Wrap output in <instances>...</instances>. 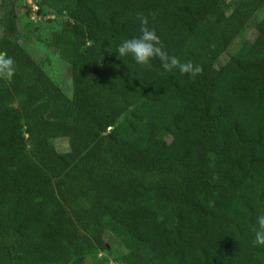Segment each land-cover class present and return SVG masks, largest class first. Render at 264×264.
<instances>
[{
	"label": "trees",
	"instance_id": "obj_1",
	"mask_svg": "<svg viewBox=\"0 0 264 264\" xmlns=\"http://www.w3.org/2000/svg\"><path fill=\"white\" fill-rule=\"evenodd\" d=\"M34 1L36 16L65 23L20 30L14 0H0V54L15 66L0 78V264H264L252 244L264 210V0ZM141 17L201 71L117 57ZM246 28L253 38L220 62ZM31 39L67 65L71 95L28 53Z\"/></svg>",
	"mask_w": 264,
	"mask_h": 264
},
{
	"label": "rangeland",
	"instance_id": "obj_2",
	"mask_svg": "<svg viewBox=\"0 0 264 264\" xmlns=\"http://www.w3.org/2000/svg\"><path fill=\"white\" fill-rule=\"evenodd\" d=\"M15 2V8L17 11V25L20 28V30H23L24 24H32L35 26H40L42 36L46 35V29H44L45 26V20L47 18H53L55 20V23L58 22L59 25H62L65 23L63 19L60 18V14L56 13L54 11L53 13H50L47 15V17H38L35 16L34 12H36L35 7H34V0H14ZM32 6L34 9L32 10L31 15L28 17V11L27 7ZM31 7V8H32ZM32 19V20H31ZM30 20V21H29ZM0 35H1V26H0ZM254 36V30L253 28H246L243 30V32L239 35V38L234 41V43L231 45L229 52L223 53L220 56V62H224L230 55V53L236 52L238 50V44L245 40V39H252ZM25 48L28 51L30 55L33 57L40 59L43 61V66L46 71L58 84V86L63 90V92L67 95H71V89H70V72L69 68L67 65L62 62L60 59H58L56 56L52 55L49 51H47L46 46L42 43L39 42L35 39H31L25 43ZM20 98L15 97L12 99V104L13 106L17 105L19 102ZM55 146L59 151H67L69 149V140L66 137H60L55 140ZM100 227V226H99ZM92 227L90 229L91 236L94 237L96 240L97 244H100L103 242V237H102V227ZM116 242V241H115ZM117 244V243H116ZM113 244L114 246H110L109 249H107V255H109L110 252H112L113 248H118L121 249L119 244ZM111 258V257H110ZM112 259V258H111ZM85 264H95L91 260L86 259L84 261ZM70 264V263H68Z\"/></svg>",
	"mask_w": 264,
	"mask_h": 264
},
{
	"label": "clouds",
	"instance_id": "obj_3",
	"mask_svg": "<svg viewBox=\"0 0 264 264\" xmlns=\"http://www.w3.org/2000/svg\"><path fill=\"white\" fill-rule=\"evenodd\" d=\"M140 33L138 36L122 40L115 49L117 57H130L136 65L150 66L153 59L160 61L165 72L178 71L181 74L195 76L201 71L199 65L193 66L191 62L181 63L177 57L169 55L163 50L159 37L147 25L146 18H140ZM15 74L12 57L0 54V78L11 80ZM253 246H264V210H261L254 219Z\"/></svg>",
	"mask_w": 264,
	"mask_h": 264
},
{
	"label": "built area",
	"instance_id": "obj_4",
	"mask_svg": "<svg viewBox=\"0 0 264 264\" xmlns=\"http://www.w3.org/2000/svg\"><path fill=\"white\" fill-rule=\"evenodd\" d=\"M32 7V6H31ZM34 7H35V9H37V5L35 4V2H34ZM34 8L32 7V10H33ZM36 11V10H35ZM36 12H34V14H35ZM35 16H36V14H35Z\"/></svg>",
	"mask_w": 264,
	"mask_h": 264
}]
</instances>
